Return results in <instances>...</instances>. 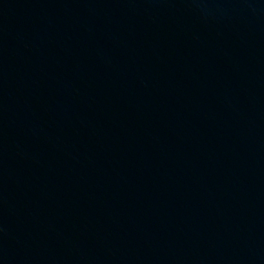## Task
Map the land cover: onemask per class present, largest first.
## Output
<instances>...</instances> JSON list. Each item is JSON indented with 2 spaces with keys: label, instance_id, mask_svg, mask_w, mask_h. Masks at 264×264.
I'll list each match as a JSON object with an SVG mask.
<instances>
[{
  "label": "water",
  "instance_id": "1",
  "mask_svg": "<svg viewBox=\"0 0 264 264\" xmlns=\"http://www.w3.org/2000/svg\"><path fill=\"white\" fill-rule=\"evenodd\" d=\"M0 264H264V0H0Z\"/></svg>",
  "mask_w": 264,
  "mask_h": 264
}]
</instances>
